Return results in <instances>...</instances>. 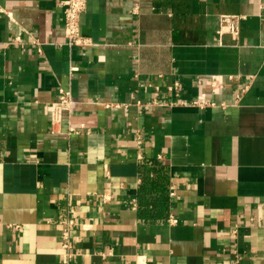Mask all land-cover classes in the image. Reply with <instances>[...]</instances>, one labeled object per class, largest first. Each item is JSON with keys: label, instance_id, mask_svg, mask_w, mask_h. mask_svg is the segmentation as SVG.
I'll use <instances>...</instances> for the list:
<instances>
[{"label": "crops", "instance_id": "0c3cea01", "mask_svg": "<svg viewBox=\"0 0 264 264\" xmlns=\"http://www.w3.org/2000/svg\"><path fill=\"white\" fill-rule=\"evenodd\" d=\"M63 1L0 0V264H264V0H88V47ZM145 162L177 223L141 217Z\"/></svg>", "mask_w": 264, "mask_h": 264}, {"label": "built area", "instance_id": "2783aa9c", "mask_svg": "<svg viewBox=\"0 0 264 264\" xmlns=\"http://www.w3.org/2000/svg\"><path fill=\"white\" fill-rule=\"evenodd\" d=\"M88 0H64V31L67 44L69 46L76 47H88L92 45V41L82 35L81 28V16L87 9ZM244 19L241 15H223L220 17V27L217 31V40L222 42L224 35H232L237 38L241 31V21ZM223 83L218 79H212L211 86L213 88H221ZM181 84L179 82L174 83L169 89L171 91L180 89ZM73 104V95L71 90L61 88L59 90L58 102L53 108V120L54 123L59 121V118L63 111L70 110ZM194 105L199 107L215 106V102L207 99L205 94H202L199 99L193 102ZM223 106H225L223 104ZM170 195L176 196L175 188L172 187ZM107 197L104 196V200ZM70 214L65 221H63V247L67 250L71 249V231L77 226L76 210L71 207ZM168 222L177 223L178 219L170 214Z\"/></svg>", "mask_w": 264, "mask_h": 264}, {"label": "trees", "instance_id": "16d2710c", "mask_svg": "<svg viewBox=\"0 0 264 264\" xmlns=\"http://www.w3.org/2000/svg\"><path fill=\"white\" fill-rule=\"evenodd\" d=\"M166 168L155 167L145 162L141 167L142 184L138 202L141 217L147 220L163 219L169 216V188Z\"/></svg>", "mask_w": 264, "mask_h": 264}]
</instances>
